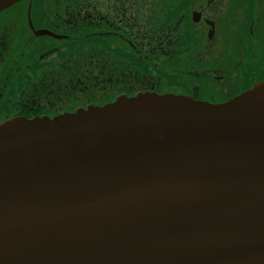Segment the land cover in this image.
<instances>
[{
  "label": "water",
  "instance_id": "95a60500",
  "mask_svg": "<svg viewBox=\"0 0 264 264\" xmlns=\"http://www.w3.org/2000/svg\"><path fill=\"white\" fill-rule=\"evenodd\" d=\"M0 264H264V81L3 123Z\"/></svg>",
  "mask_w": 264,
  "mask_h": 264
},
{
  "label": "flooded vegetation",
  "instance_id": "af4514ba",
  "mask_svg": "<svg viewBox=\"0 0 264 264\" xmlns=\"http://www.w3.org/2000/svg\"><path fill=\"white\" fill-rule=\"evenodd\" d=\"M262 80L264 0H23L0 13V125L146 92L224 103Z\"/></svg>",
  "mask_w": 264,
  "mask_h": 264
},
{
  "label": "trees",
  "instance_id": "16d2710c",
  "mask_svg": "<svg viewBox=\"0 0 264 264\" xmlns=\"http://www.w3.org/2000/svg\"><path fill=\"white\" fill-rule=\"evenodd\" d=\"M27 5H28V2L25 5H23L21 3L19 4V6H27ZM82 47H85V46H82ZM88 49H92V46L88 47ZM154 73L157 74L158 80H157V84L156 85H152V88L150 90H155L156 86H159V85L163 86V84L165 83V72H163L161 69H159V70H154ZM75 107H77V106H73V110H74Z\"/></svg>",
  "mask_w": 264,
  "mask_h": 264
}]
</instances>
